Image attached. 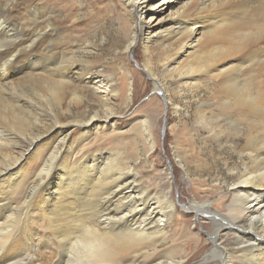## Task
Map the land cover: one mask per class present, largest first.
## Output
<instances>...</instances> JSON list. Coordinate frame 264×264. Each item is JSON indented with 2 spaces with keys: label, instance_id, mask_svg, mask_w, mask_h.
Here are the masks:
<instances>
[{
  "label": "bare ground",
  "instance_id": "obj_1",
  "mask_svg": "<svg viewBox=\"0 0 264 264\" xmlns=\"http://www.w3.org/2000/svg\"><path fill=\"white\" fill-rule=\"evenodd\" d=\"M70 1L0 0V264H264V0H115L85 31ZM109 17L125 53L142 42L146 71L158 57L174 98L198 99L173 128L172 170L141 159L148 121L137 144L95 132L114 119V79L89 59ZM87 91L103 115L70 120ZM219 161L225 186L192 178Z\"/></svg>",
  "mask_w": 264,
  "mask_h": 264
},
{
  "label": "rangeland",
  "instance_id": "obj_2",
  "mask_svg": "<svg viewBox=\"0 0 264 264\" xmlns=\"http://www.w3.org/2000/svg\"><path fill=\"white\" fill-rule=\"evenodd\" d=\"M71 1V4L75 6V20L78 19L79 21L75 27H77V29H82L81 31L90 28L91 20H88V18L95 8H98L101 14H105L109 3H111L110 5L116 3L115 0H84L83 8L81 7L79 0ZM140 2L141 1L138 3ZM170 5H175V1H172ZM166 11L163 12L165 13L164 15L159 14L158 16H165L168 13H166ZM138 17L142 20L143 15L139 14ZM103 21L104 29L102 32L104 35L103 33L99 35L98 42L95 43L96 46H98L97 51H94L89 59L96 63L99 72L114 79V90L116 91V95H114V98L109 102V109L111 113L114 114L111 127L107 129H96L95 132L98 134L103 131L105 133L108 132V136L116 143L124 142L129 145L137 144V142H141L143 138V128H141L140 125L142 122L148 121L150 123L149 128H152V138H154L156 145L152 152H147L142 146H140L141 159L148 158V160L154 164L161 163L172 170L173 164L177 166L171 151V143L175 139L173 128L181 125L185 120H187L189 124L192 123L194 118L193 115L197 112L196 109L199 107L198 99L189 93L179 98H174L173 95L178 87V82L176 80L178 79L164 77L163 68L161 63H159L158 57H155L153 60L151 72H147V66L144 65L143 61L145 57V47L142 42L137 41L136 45H134L133 51L131 53H125L124 48L126 45V38L122 25L117 21H113L110 17L106 21ZM211 31H214L213 27H210L209 30H204L203 35L207 36V34L209 35L212 33ZM150 51L156 55L160 54V51L156 46H152ZM123 79L126 83L125 88L123 85ZM155 80L161 83L163 89L169 94V98H172V103L170 105H167L166 102L163 101V93L154 90ZM201 83L202 87L214 88L212 82H204V80H201ZM200 96L202 100H205L209 96V93L205 90ZM84 99L86 106L73 108L69 115L70 120H74L76 117H82L85 110H87V106L90 107L89 109L91 112L94 113L101 110L102 114V104H100L97 97L91 91L85 92ZM177 108L179 112L178 114L174 111ZM78 135L79 134L77 133H75V135L71 133L68 139H70V141H74L75 139L78 140ZM198 143L199 145H203V138L200 139ZM224 153L229 154L230 148L224 150ZM205 156L207 155L205 154ZM233 157L234 162L231 160L230 167L236 168L235 161H239L238 156ZM222 159L223 157L220 158V160ZM219 162L220 166L217 169L218 171L212 173H199V171L196 172V170H192V178L196 181L207 180L210 185L222 183V185L225 186V181L226 179H229L228 176H230L229 168L227 165L223 164L222 161ZM145 170H148V168ZM203 174L207 175L205 176ZM181 178L182 177L179 176L180 180ZM175 196L177 198L179 197L178 192H175ZM192 227L194 228L195 226L193 225ZM199 230H201L200 232L203 235H206L202 226H199ZM226 240L229 243H232L234 237L229 235L226 237ZM191 250L192 248H189V252H191Z\"/></svg>",
  "mask_w": 264,
  "mask_h": 264
}]
</instances>
